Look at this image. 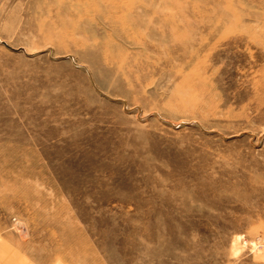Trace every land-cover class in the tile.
Returning <instances> with one entry per match:
<instances>
[{
  "label": "rangeland",
  "instance_id": "obj_1",
  "mask_svg": "<svg viewBox=\"0 0 264 264\" xmlns=\"http://www.w3.org/2000/svg\"><path fill=\"white\" fill-rule=\"evenodd\" d=\"M0 264H264V0H0Z\"/></svg>",
  "mask_w": 264,
  "mask_h": 264
}]
</instances>
